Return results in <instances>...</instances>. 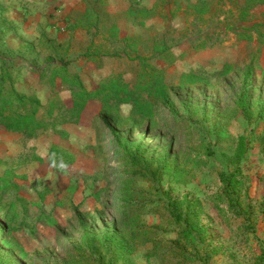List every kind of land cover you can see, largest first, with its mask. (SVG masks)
<instances>
[{
	"label": "rangeland",
	"instance_id": "rangeland-1",
	"mask_svg": "<svg viewBox=\"0 0 264 264\" xmlns=\"http://www.w3.org/2000/svg\"><path fill=\"white\" fill-rule=\"evenodd\" d=\"M101 2L97 9L102 23H115L131 38L134 50L129 48L128 53L150 56L159 45L168 47L175 59L170 66L164 60L157 61L165 69L172 104L171 110L159 108L158 127L150 129L145 122L128 119L129 106L108 118L125 141L138 147V154L150 162L155 176L145 179L135 175L128 156L97 118L82 126L61 127L68 134L71 150L85 154L68 167H61L58 160L57 166L65 173L48 163L52 132L34 140L0 133V142L6 136L13 152L14 145L16 149L21 145L20 154L34 153L43 159L42 164L31 162L15 169L13 159L18 154L0 164V170L13 171L15 186L0 192V225H10L8 237L27 255L22 259L0 244V259H7L6 264H72L74 256L87 255L90 263L102 264L104 251L88 250L82 243L84 234H114L124 239L132 228H146L159 232V246L152 241L141 242L132 253L118 257L111 250L107 260L110 256L115 264H264V81L257 73L251 79L247 108L237 107L246 66L255 58L257 65L264 66V16L249 13L248 22H241L238 19L244 0H208L207 12L202 15L181 4L178 19L170 12L171 17L139 25L127 19L126 10L112 13L109 4ZM28 14L25 12V16ZM252 24H257V29L245 28ZM47 26L54 28L55 37L50 38L54 44L49 42L46 48L49 38L43 33L34 43L39 51L34 52L31 62L22 52L20 56L7 52L0 55L9 59L11 74L18 73L17 80L26 73L24 68L29 70L31 88L27 92L42 98L36 77L49 76L51 69L45 59L54 48L71 72L79 71L86 87L112 74H120L127 82L134 79L137 62L123 54L111 56L125 45L106 40L102 29L98 33L94 29L70 33L76 26L66 17ZM86 51L98 55L87 61ZM224 64L232 65L231 72L212 79L208 86H177L182 73L198 67L212 73ZM33 67H43L42 73L32 76ZM46 88L51 89L47 84ZM52 91L61 99L69 96L59 79ZM241 136L247 149L243 159L236 161L233 155ZM234 171L243 182L241 206L234 201L217 207L208 196L221 193L224 185L220 174ZM71 182L76 187L73 192L67 190ZM14 200L12 210L7 204ZM174 200H198L201 204L199 222L206 230V244L196 248L199 253L194 246L184 244L168 224L169 203ZM149 253L154 256L148 257Z\"/></svg>",
	"mask_w": 264,
	"mask_h": 264
},
{
	"label": "trees",
	"instance_id": "trees-1",
	"mask_svg": "<svg viewBox=\"0 0 264 264\" xmlns=\"http://www.w3.org/2000/svg\"><path fill=\"white\" fill-rule=\"evenodd\" d=\"M262 3H264V0H245L244 6L241 8L240 19L244 20L250 9ZM99 4V0L89 3L85 12L75 20V26L85 31L94 29L96 33L102 29L103 37L106 40L123 43L125 46L121 52L115 51L111 56L123 54L129 60L137 62L138 70L134 79L131 82H127L120 74H112L103 78L97 84H90L89 87H86L79 71L71 72L64 57L60 52L54 51V48L52 49L54 53L48 50L49 53L45 59L46 67L51 69L49 76L46 78L45 75L41 74L39 75V80L42 82L46 78L47 85H50L52 89L56 79H59L61 86L69 91V96L61 99L52 91L47 103L43 105L36 94L23 93L16 89L18 73L17 75H12L13 67L9 59L0 56V130L7 133L20 134L25 140H34L45 132H52L53 143L48 152V163L58 172L65 173V171H60V167L57 166L56 162L58 160L61 161V167H68L73 165L76 160L84 157L85 154L76 149L71 150L68 143V134L61 127L66 124L82 126L91 119L97 118L102 121L105 128L110 132L117 146L128 156L133 173L146 179L149 175L155 176L154 171L150 170V162L141 158L138 154V147L125 141L114 126L110 124L108 118L117 116L123 106H129L128 119H133L138 123L145 122L150 129L158 127L160 119L159 108L171 110L172 104L165 69L159 67L157 61L164 60L167 66H170L175 59L168 47L159 45H155L153 54L150 56L128 53L129 48L134 50L129 42L131 38L126 37V34L115 23L109 26L106 25L107 23H102L101 11L97 9ZM206 7L207 3L205 1L198 0L196 4L190 6V9L196 15H202L207 12ZM155 8L147 9L145 7L130 6L125 15L128 20L136 21L140 25L154 16ZM49 42L51 40L47 39L45 44H49ZM45 47H50V44ZM57 47H60V45L58 44ZM97 55V52L90 53L89 51L84 54L87 61H93ZM256 60L255 58L248 64L243 72L237 104L239 110L247 108L246 98L251 79L255 74L257 73L258 78L264 81V66L257 65ZM231 70L232 65L230 64H224L221 70L212 73L205 72L198 67L197 70L182 73L177 86L180 89L198 85L208 86L212 79L228 75ZM246 144L244 137H239L233 155L234 160L240 161L243 159L247 149ZM31 162L42 164L43 159L34 153L28 152L21 153L13 159V163L16 164L15 169ZM238 175L237 171L220 174L219 177L224 187L221 193L210 194L208 196L209 201L217 207L219 204L232 203L234 201L241 206L240 196L243 182L238 178ZM13 178V171L6 169L3 175L0 176L1 193L15 188L12 183ZM179 178L182 179V177ZM71 183L72 185H69L67 190H72L73 192L76 187L74 182ZM15 202L16 200L11 201L7 205L14 210ZM169 208L170 219L168 224L184 244L194 246L193 250L199 248L200 244H206V230L199 222L201 204L198 200H174L169 203ZM221 210L219 209V211ZM10 228L8 224L0 225V244L13 250L22 259H26V253L12 238L8 237ZM160 238L161 235L158 231L152 232L146 228H132L124 239L118 238L114 234L102 236L84 234L82 243L94 253H97L96 249L104 251L102 253V264H115L110 256L108 260L106 258L111 250L118 257L121 253H132L141 242L152 241L159 246L160 244L157 240ZM195 252L199 253V250L196 249ZM151 256L154 255L149 253L148 257ZM6 262L7 259H0V264H6ZM72 264L92 263H90V258L87 255H79L74 256V263Z\"/></svg>",
	"mask_w": 264,
	"mask_h": 264
},
{
	"label": "crops",
	"instance_id": "crops-1",
	"mask_svg": "<svg viewBox=\"0 0 264 264\" xmlns=\"http://www.w3.org/2000/svg\"><path fill=\"white\" fill-rule=\"evenodd\" d=\"M100 1V0H99ZM101 4L106 2L109 4L112 13H117L119 11H124L130 6L145 7L147 9L155 8L154 16L149 18L148 21H160L166 16L171 17L170 12H174L176 19L179 18V13H182V9H179V5L185 4L191 6L197 3L198 0H101ZM106 1V2H104ZM206 3L208 0H203ZM91 4V0H0V55L1 52L21 54L27 61H32L35 53L39 49H36L34 43L41 36H47V38H54L55 31L48 27L47 24H53L59 22L63 17H66L70 22L75 23V20L80 17L86 10L87 5ZM245 3V0H244ZM244 6V4H243ZM242 6V7H243ZM241 7V8H242ZM63 8V10H62ZM60 9L61 12H57ZM175 10V11H174ZM125 11V14H126ZM180 11V12H179ZM25 12H28V16H25ZM241 13V9H240ZM239 13V14H240ZM249 13H255L257 17L262 18L264 16V3L254 6L247 12L244 20L239 21L248 22L247 16ZM229 14V13H228ZM25 16V18H24ZM76 16V17H75ZM257 24H252L250 30L257 29ZM80 31V28H74L73 32ZM77 35V34H76ZM54 36V37H53ZM60 39H58L59 41ZM122 55V54H121ZM16 56V55H15ZM48 54H46V57ZM15 61V60H14ZM19 61V57L15 62ZM24 61V60H23ZM14 64V63H13ZM24 65H28L26 62ZM34 68V67H33ZM43 67H35L32 73L40 74L42 73ZM22 73L18 83L16 84V89L19 92H27L31 86L28 84L27 74ZM27 79V80H26ZM36 85L41 88L42 98L37 96L41 101L46 102L50 98L51 89L46 88V81L42 82L39 80V76L36 77ZM21 81V82H20ZM30 81V80H29ZM20 83H22L20 85ZM48 86V85H47ZM38 93V92H36ZM66 98V97H64ZM63 98V99H64ZM0 133H5L11 136H16L19 139H23V136L16 133H7L0 130ZM0 142V161L6 160L10 156H17L22 150V146L14 145V152L11 148V144L7 141V137L4 136ZM16 149V150H15ZM2 163V162H1ZM5 170H0V176Z\"/></svg>",
	"mask_w": 264,
	"mask_h": 264
}]
</instances>
